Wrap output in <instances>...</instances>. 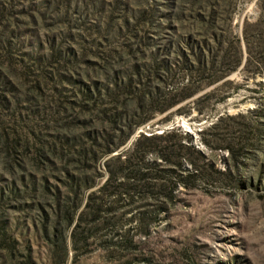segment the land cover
<instances>
[{"label": "rangeland", "instance_id": "rangeland-1", "mask_svg": "<svg viewBox=\"0 0 264 264\" xmlns=\"http://www.w3.org/2000/svg\"><path fill=\"white\" fill-rule=\"evenodd\" d=\"M0 264H264V0H0Z\"/></svg>", "mask_w": 264, "mask_h": 264}]
</instances>
